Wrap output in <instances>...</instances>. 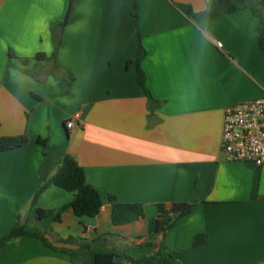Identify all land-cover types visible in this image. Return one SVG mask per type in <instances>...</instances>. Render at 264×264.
Instances as JSON below:
<instances>
[{"label":"crops","instance_id":"1","mask_svg":"<svg viewBox=\"0 0 264 264\" xmlns=\"http://www.w3.org/2000/svg\"><path fill=\"white\" fill-rule=\"evenodd\" d=\"M69 1L0 0V137L28 139L0 152V238L18 217L37 234L0 264H76L65 251L83 241L144 258L156 205L174 202L193 203L165 234L181 264H264V163L224 160L220 147L225 109L264 96L263 25L248 6L264 16V2L195 20L206 0H73L52 59ZM66 155L103 200L95 217L74 216L73 194L55 185L37 193ZM111 196L145 216L113 225ZM36 208L53 214L38 221Z\"/></svg>","mask_w":264,"mask_h":264},{"label":"trees","instance_id":"2","mask_svg":"<svg viewBox=\"0 0 264 264\" xmlns=\"http://www.w3.org/2000/svg\"><path fill=\"white\" fill-rule=\"evenodd\" d=\"M73 0L69 1L67 14L64 20L56 27L52 28L51 32L54 37L55 49L52 54V59H55L57 48L60 45L59 33L62 32L63 27L69 20V13ZM255 2H264V0H254ZM255 14L260 16L263 25V31L259 39V46L264 51V16L260 10L255 8L252 4L248 5ZM241 6L237 0H206V8L199 13H191L190 15L195 20L206 19L223 14H227L239 9ZM145 54L141 44L138 45V55L136 59V75L138 84L144 90L148 100L149 108L153 110L160 102L153 99L145 87V79L142 69L140 68V61ZM36 57L43 58L44 54L38 53ZM131 61L127 62V65ZM56 67V66H55ZM28 142L26 135L20 134L16 136L0 137V152L7 151L24 146ZM44 144V142H42ZM55 185L73 194V200L70 203L72 213L74 216L81 217H95L97 216L103 206V200L96 189L90 186L85 179L83 169L77 162L69 155H66L59 162L51 176L44 180L38 189L37 193L42 192L48 185ZM112 202L111 220L113 225H123L133 222L139 218H143L144 207L136 203H119L116 202L114 197H110ZM193 203L188 202H174L171 204L158 203L156 205L157 214L148 221L149 234L154 232V240L156 247L154 252L141 259H132L130 257H123V262L130 264H181L176 254L170 252L165 242L166 232L173 227L174 223L183 216L190 213ZM35 218L40 221L46 217L51 216L53 213L50 210L36 208ZM55 220L60 219V213L54 215ZM37 234L26 230L25 224L21 223L20 218H17L14 228L4 237L0 238V252L15 240H19L26 236H36ZM205 240L204 235L196 236L194 245L202 243ZM72 238L62 240L64 243H71ZM93 242H79L76 250H66L65 253L69 254L72 261L76 264H92V257L100 251L93 245ZM147 244H151L148 242Z\"/></svg>","mask_w":264,"mask_h":264},{"label":"built area","instance_id":"3","mask_svg":"<svg viewBox=\"0 0 264 264\" xmlns=\"http://www.w3.org/2000/svg\"><path fill=\"white\" fill-rule=\"evenodd\" d=\"M65 126L71 129L75 123L69 120ZM220 147L224 160L264 163V96L225 109Z\"/></svg>","mask_w":264,"mask_h":264},{"label":"water","instance_id":"4","mask_svg":"<svg viewBox=\"0 0 264 264\" xmlns=\"http://www.w3.org/2000/svg\"><path fill=\"white\" fill-rule=\"evenodd\" d=\"M155 233L152 232L148 235V240L155 242L154 240ZM123 261V258L116 254L110 253H96L92 257V264H114L120 263Z\"/></svg>","mask_w":264,"mask_h":264},{"label":"rangeland","instance_id":"5","mask_svg":"<svg viewBox=\"0 0 264 264\" xmlns=\"http://www.w3.org/2000/svg\"><path fill=\"white\" fill-rule=\"evenodd\" d=\"M100 248H101L102 250L104 249V248H102V247H98V249H100ZM100 253H102V252H100Z\"/></svg>","mask_w":264,"mask_h":264}]
</instances>
